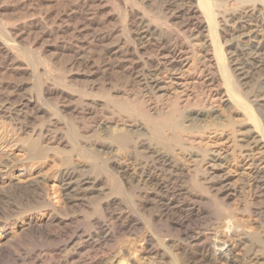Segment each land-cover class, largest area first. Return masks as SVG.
I'll return each instance as SVG.
<instances>
[{"label": "bare ground", "instance_id": "1", "mask_svg": "<svg viewBox=\"0 0 264 264\" xmlns=\"http://www.w3.org/2000/svg\"><path fill=\"white\" fill-rule=\"evenodd\" d=\"M109 6L122 27L95 30ZM81 72L125 81L72 86ZM219 130L226 150L204 143ZM243 214L264 221V0H67L42 24L0 19V264H135L121 239L172 258L171 235L193 264H257L264 230Z\"/></svg>", "mask_w": 264, "mask_h": 264}, {"label": "rangeland", "instance_id": "2", "mask_svg": "<svg viewBox=\"0 0 264 264\" xmlns=\"http://www.w3.org/2000/svg\"><path fill=\"white\" fill-rule=\"evenodd\" d=\"M156 3H159L161 0H155ZM67 6V0H30L28 6L24 5L22 3H18L15 0H0V19L3 20L4 22H9V23H17L23 19L26 20H37L39 23H43L44 21L47 22L50 21L53 17H55L61 10H63ZM128 6L121 3V9L122 10H128ZM48 13L50 14V18H44L45 14ZM110 15V16H109ZM107 16V17H106ZM100 18H105V23H103L100 27H98L95 30H102L104 28H112L115 26H119L121 24L122 27V20L120 22V19L118 18V12L112 7L109 6L108 8L104 9L100 14ZM86 18H88V15L86 12H83L82 14H78L75 19L73 20V24L76 26L78 24L84 23ZM34 34L31 36L27 37L26 45L29 44L33 39L38 37L40 35L39 32H41V29L37 28L34 31ZM226 48V45H225ZM36 49L38 52L43 54V56L47 57L48 59L52 60L54 63L58 64V67H65L68 63V61L71 58V54L68 53H61L59 50H57L54 47V42L45 39L41 40L40 43L36 46ZM192 62V61H191ZM190 62V64H191ZM190 64L186 67L187 69L190 67ZM17 79L21 80L25 83H28V88L31 87L32 83V76L30 75V72L28 71H21L20 73L17 72ZM125 78L122 75L119 74H106V75H98V76H91L89 74H77L73 77L72 80V86H86L88 84H91L92 82H112L113 84L120 83V86L122 83H124ZM68 93V92H66ZM66 96V95H65ZM219 130L216 135H211L212 138H205L204 143L206 144H211L214 141H218L219 144L217 146H214V148H222L223 150H226L229 146H232V140L227 139V138H222L219 135L225 136L226 131ZM208 136V135H206ZM222 150V151H223ZM234 164V161L233 163ZM21 193V194H20ZM10 195V196H9ZM9 196V202H21V200L24 197V194L22 192H17L16 190L11 191L8 193ZM132 196V195H131ZM32 197V195H31ZM125 197V196H124ZM19 198V200H18ZM121 198L123 196L121 195ZM7 197H5L4 201H8ZM129 200H132V197H129ZM233 208L237 209L238 205L242 203L241 201L237 200H231ZM242 207V204H241ZM151 210L150 209H143L141 212L144 213L143 215L146 216ZM179 214L177 213L175 217H178ZM239 216H242L240 214ZM244 218H247L249 220L247 222L246 228L253 232H258L262 233L264 230V221L262 220L261 222H254L255 217L251 214H246L244 215ZM207 222V221H206ZM198 223V221L196 222ZM204 223V222H199V224ZM204 225V224H203ZM143 231H146L145 229ZM231 233V234H230ZM171 234H175L174 231L171 232ZM220 237L224 239L227 243L228 246L233 248L236 254L242 253V251L236 247V239L237 234L235 232H231L230 228L227 226L225 229H223L220 233ZM170 240L166 242V244H171L172 247V258L174 257V260L178 264H193L189 261V257L191 255L190 252L195 249V247H191L189 245H186L184 243H181V240L178 238L177 235H171L169 237ZM41 243V241H40ZM115 243L111 244V247H113ZM31 247L32 245L29 244ZM28 246V247H29ZM121 246L125 248H130L133 247V254L132 257L137 259V263L139 264H172V258L169 256H164L162 259L158 257V255L152 254V255H147L144 254L143 252L137 250V247L139 246V243L136 242L135 244L129 243V241H124L121 239ZM160 251L161 249L158 248ZM108 253L105 254L106 258L108 257ZM129 258V262H133L136 264V259ZM142 257V258H141ZM108 259H106L107 262ZM105 262V261H104ZM111 262V261H110ZM264 262L263 260L259 261L257 264Z\"/></svg>", "mask_w": 264, "mask_h": 264}]
</instances>
